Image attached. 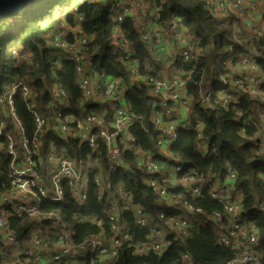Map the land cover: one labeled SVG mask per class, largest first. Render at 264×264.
<instances>
[{
	"label": "trees",
	"instance_id": "trees-1",
	"mask_svg": "<svg viewBox=\"0 0 264 264\" xmlns=\"http://www.w3.org/2000/svg\"><path fill=\"white\" fill-rule=\"evenodd\" d=\"M115 1L36 0L22 12L0 18V95L16 81H21L36 96L35 100L27 102L19 95L14 97L16 116L22 121L29 138L33 137L35 131L29 107L46 111L51 102L58 101L61 92L65 93V102L69 106H73L78 99L73 85V68L64 60L60 61L63 52L51 45L58 17L64 13L62 20L69 27L68 43L80 47L84 65L104 72L121 84L124 100L136 118L129 128L130 135L135 139L133 147L128 138L117 141L125 161L116 169L109 168L106 145L102 139L97 141L96 149L85 148L78 152L57 138L51 129L48 130L44 134L43 140L46 141L42 144L41 154H45L50 142L68 151L70 158L78 165L77 170L95 162L98 165L95 174L109 178L112 187L110 191L102 192L93 182L89 183L86 201L81 204L75 202L71 192L65 189L61 203H44L43 210L58 212L74 231L73 239L77 243L98 235L109 239L114 235L113 226H116L121 243L117 264H182L184 255L190 257V264H227L238 254L222 245L215 220L210 216L211 211L221 210V204L209 195L219 181L230 185L234 200L242 199L245 223L258 232L255 249L264 263V149L258 140L259 132L264 129V118L261 117L264 115V84L258 90L263 94V101L250 94L248 83L245 90L234 85L236 80L248 78L238 76L237 65L240 55H248L249 43L255 42L257 46L258 54L253 57L264 78V36L260 40L256 36L262 22L264 26V15L261 21L240 24L243 39L239 44L232 40L229 30L219 27L218 20L206 7L208 0H130L140 3L139 25H145L155 7H158L160 22L164 27L170 19L177 17L179 27H183L185 36L195 46V59L191 62L181 60L178 49L176 53L171 51L175 54L173 60L159 63L147 50H143L139 34L128 21L116 24L118 12ZM116 26L129 41L130 48L143 54L146 65L139 66L142 75L149 67L153 78H169L177 74L182 79H188L183 97L190 101L191 122H184L187 129H177L176 140L166 152L157 146L161 131L153 124L154 114L161 110L157 108L153 111L147 107V101L153 96L144 84L131 78L124 60L126 54L116 45ZM84 37L86 41L81 44ZM224 81L228 82L226 87L222 86ZM200 91L213 93L208 105L200 104ZM226 95L231 100L223 104ZM86 107L93 110L92 113L101 114L100 103L91 104L88 101ZM0 117L7 119L1 110ZM103 121L105 127H110L111 112L103 116ZM197 124L199 129L196 128ZM0 147V182L5 184L11 161L6 155L3 138H0ZM166 153L179 158L168 161L169 165H182L186 169L180 177V189L170 190V197L186 198L193 207L204 209L202 213L189 212L164 202L147 185L150 176L137 163L147 156L152 160L164 161L167 159ZM81 160L84 161L80 163ZM189 169L194 171L193 175H190ZM202 173V195L192 197L188 189L190 183L185 182L190 176L198 178ZM0 191H3L1 186ZM125 195L130 198L129 210L123 209ZM136 208L143 213L144 226L138 225ZM113 214L115 219L111 222L109 217ZM180 215L190 225L186 237L181 234L177 236L175 231V236L166 239L168 246L162 256L151 253L138 256L135 253V247L145 240L152 229L165 226L169 216ZM97 222L101 225L97 226ZM8 224L17 233L19 242L27 240L30 232L40 226L37 219L27 217H10ZM13 260L0 256V264H13ZM69 260L71 258L47 264H68Z\"/></svg>",
	"mask_w": 264,
	"mask_h": 264
},
{
	"label": "built area",
	"instance_id": "built-area-1",
	"mask_svg": "<svg viewBox=\"0 0 264 264\" xmlns=\"http://www.w3.org/2000/svg\"><path fill=\"white\" fill-rule=\"evenodd\" d=\"M83 2L84 0H80ZM93 1V0H90ZM206 7L211 15L218 20L221 29L230 31L232 40L240 44L243 39L240 24L243 22L261 21L264 15V0H208ZM140 3L130 0H116L115 9L116 24L128 21L132 28H135L140 36V43L143 50H147L151 57L162 63L173 60L175 54L168 49V40L171 38L177 44L180 53L178 56L185 62L195 59V46L190 43L184 34L183 27H179V20L174 17L169 20L167 26L160 22L158 7H155L145 25H139ZM76 10V7H73ZM65 13L58 17V25L55 28L51 45L62 51L64 60L73 68V85L78 94L77 102L69 106L65 102L66 95L61 92L57 102H51L46 111L37 107H29L28 111L33 119L35 131L32 138H29L24 125L16 116V105L14 97L19 95L24 102L35 100L30 88L21 81H16L12 87L0 95V110L3 115L0 117V138L5 141L6 155L10 159V173L0 186V256L3 259L13 258V264H47L58 261L63 257L75 258L72 264H95L102 261L106 264H117L119 261V250L121 248L117 227L113 226L114 235L106 239L100 235L92 236L80 243L74 241V231L65 223L58 212H47L43 210L44 203H61L64 200L65 189H68L75 202L81 204L86 201V187L93 182L94 186L102 192L111 190L112 184L109 178H105L98 172V165L95 162L77 170V163L72 160L66 149H59L49 142L45 154H41L44 134L52 130L57 138L70 144L74 150L81 152L88 148H97V141L102 139L106 145L109 168L116 169L124 164V155L117 145V141L128 138L133 147L135 139L130 135L129 128L135 121L134 112L124 100V89L121 84L107 76L104 72L97 71L94 67L86 66L82 62L81 49L68 43L69 27L62 20ZM169 29L167 30V28ZM262 27V28H261ZM256 36L260 40L264 36L263 22ZM118 38L117 47L122 49L126 56L127 69L134 82L144 84L153 98L147 101V107L153 111L160 108L161 112L153 116V124L161 131L157 141L160 149L169 150V146L176 140L178 128L187 129L184 122H191V116L185 112L190 104L183 92L186 90L188 79H182L177 74L171 77L153 78L151 69L147 67L143 75L139 66H144L143 54L137 53L130 48V43L120 31V27L114 28ZM84 37L82 43H85ZM257 46L249 43L248 55H240L238 64L239 70H244V79L236 80L234 85L241 90L251 83L255 88L252 92L258 91L259 86L264 84L263 74L260 72L256 59ZM227 81L222 86L226 87ZM258 89H257V88ZM169 95L176 109L168 106L170 100L162 96ZM200 104L208 105L213 97L212 92H199ZM231 98L226 95L223 104H227ZM102 105L101 114L92 113L86 107V102ZM111 112L110 127H105L103 116ZM261 117L264 118V115ZM194 125V124H193ZM10 128L13 129L10 132ZM196 128H200L197 124ZM258 140L264 149V130L258 134ZM179 160L171 155L164 161L152 160L148 156L137 163L143 167L150 176L147 182L149 188L155 192L159 199L172 203L176 208H184L187 211L202 213L204 209L193 207L186 198L170 197V190H178L181 187V176L184 175L185 167L182 165H169L168 161ZM84 160H81L82 163ZM190 175L194 174L189 169ZM203 173L195 178L190 176L188 189L192 197L202 195ZM233 179V175L231 176ZM196 185V186H195ZM264 186V178H263ZM210 197L221 204V210L211 211V217L215 220V227L221 235V243L232 248L237 256L231 258L227 264H264L258 256L255 245L258 243V232L254 227L245 223V205L242 199L234 200L231 195L230 185L215 184L213 190L209 191ZM125 197L124 210L130 209V198ZM100 200V198H97ZM16 200L17 203H13ZM116 203V202H115ZM138 225H145V218L141 209H135ZM10 217L46 218L51 222L52 228L33 237L24 249L17 240V233L9 228ZM113 222L115 214L110 215ZM101 223L97 222V226ZM190 225L183 215L169 216L166 225L160 228L155 227L149 235L135 247L138 256L154 254L162 256L168 246V239L177 231V236L186 237ZM175 236V235H174ZM126 238V236L124 237ZM90 255V257H88ZM22 258V260H20ZM190 257L184 255L182 264H190Z\"/></svg>",
	"mask_w": 264,
	"mask_h": 264
},
{
	"label": "rangeland",
	"instance_id": "rangeland-1",
	"mask_svg": "<svg viewBox=\"0 0 264 264\" xmlns=\"http://www.w3.org/2000/svg\"><path fill=\"white\" fill-rule=\"evenodd\" d=\"M114 18H113V22H115V15L113 16ZM262 28V27H261ZM115 36H116V34H115ZM115 36H114V38H115ZM185 38L189 41V39L185 36ZM116 45H117V43H116ZM168 49L170 50V52L172 51L173 53H176V52H178V48H177V46H176V44L173 42V41H171V40H168ZM237 74H238V76H242V75H244V72H241L242 70H239L238 69V65H237ZM165 76H168V74H164ZM170 75V74H169ZM249 87H250V94L252 95V96H255V97H258V99H260L261 101H263V94H262V92L261 91H255V92H252L251 90H253L254 88H255V86L254 85H251V83L249 84ZM257 88V87H256ZM258 89V88H257ZM259 90V89H258ZM163 98H166V99H168V100H170V102H171V105H170V107L172 108V109H176V107L173 105V101H172V99L170 98V96L169 95H167V96H162V99ZM190 106L187 108V110H186V112H185V115L186 116H190L189 114H190ZM194 124H195V122H194ZM263 126H264V124H263ZM264 130V129H263ZM0 149H1V147H0ZM163 151H168L167 149H163ZM166 155H167V158H170L171 157V154L170 153H166ZM99 201V200H98ZM32 219H37L38 220V222H40V226H39V228L38 229H36L34 232L33 231H31L30 232V234H29V238L26 240H23L22 242H20V244H21V246L24 248V249H27L28 248V246L26 245V244H28V242L30 241V239L31 238H33V237H39V235L40 234H42V233H44V232H46V231H49L51 228H52V226H51V222L49 221V220H47L46 218H43V217H39V218H32ZM45 221H46V223H45ZM50 224V225H47V224ZM136 253V252H135ZM88 257H90V255H88ZM119 257H120V250H119ZM67 258L66 257H63V258H61L60 260H66ZM74 259L75 258H71V260H69V262H68V264H72V261H74ZM59 261V260H58ZM103 264H106V263H103Z\"/></svg>",
	"mask_w": 264,
	"mask_h": 264
},
{
	"label": "water",
	"instance_id": "water-1",
	"mask_svg": "<svg viewBox=\"0 0 264 264\" xmlns=\"http://www.w3.org/2000/svg\"><path fill=\"white\" fill-rule=\"evenodd\" d=\"M36 0H0V18L13 13L22 12L24 8L29 6ZM13 203H17L13 200Z\"/></svg>",
	"mask_w": 264,
	"mask_h": 264
}]
</instances>
